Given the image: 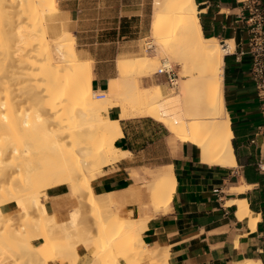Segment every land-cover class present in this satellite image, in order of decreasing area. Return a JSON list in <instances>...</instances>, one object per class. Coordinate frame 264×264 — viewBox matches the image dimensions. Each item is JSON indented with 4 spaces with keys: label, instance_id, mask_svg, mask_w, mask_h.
Instances as JSON below:
<instances>
[{
    "label": "crops",
    "instance_id": "crops-1",
    "mask_svg": "<svg viewBox=\"0 0 264 264\" xmlns=\"http://www.w3.org/2000/svg\"><path fill=\"white\" fill-rule=\"evenodd\" d=\"M153 1L57 0V27L72 35L79 59L91 61V87L99 91L98 96H106L104 90L117 76L120 58L141 56L146 49ZM259 1L264 10V0ZM194 2L203 35L220 42L233 41V48L223 55L222 91L235 165L201 162L197 147L179 142L151 117L120 119L122 135L115 146L129 154L104 166L92 176L90 184L96 196L114 199L116 203L110 208L113 216L124 220L147 218L142 241L151 247H167L164 250L169 264H236L245 260L264 264V170L258 168L259 163L264 167V138L255 136L261 115L246 53L245 11L238 0ZM139 82L142 87L160 85L164 92L170 86L167 74L159 72ZM110 109L106 115L117 119L118 109ZM253 137L256 144L250 143ZM166 166L171 167L174 193L167 206L157 212L144 185L151 180L150 171ZM43 194L45 210L58 224H67L76 208L80 217L88 211L67 186L52 187ZM233 200L247 203L255 219L253 229L249 217L238 219L237 206L228 203ZM0 210L5 219H13L15 228L20 227L15 203H4ZM31 214L35 216L34 211ZM77 254L76 264L90 259L83 247L77 246ZM118 260L124 263L121 256ZM142 264H149V259H143Z\"/></svg>",
    "mask_w": 264,
    "mask_h": 264
},
{
    "label": "bare ground",
    "instance_id": "bare-ground-1",
    "mask_svg": "<svg viewBox=\"0 0 264 264\" xmlns=\"http://www.w3.org/2000/svg\"><path fill=\"white\" fill-rule=\"evenodd\" d=\"M15 10H20L22 13H24V15L28 13L27 16L29 17L27 18V22H25L30 25L32 31L29 32L32 34L33 31L39 32L38 29L40 26L42 27V31H45L46 28L42 26L45 22V13L56 14L58 12V3L57 0H0V19L1 17H6V25L3 24L4 28H6L7 25H9L10 28V26H13L14 22L18 21L16 18L13 19L11 16L7 17L8 15H11V12L14 15ZM29 10L32 12V14ZM152 11V23L149 30L152 42L147 43L148 48L152 49L154 47L153 43L158 45V43L163 42L160 40L168 37V35L170 36L171 33H173V36L176 35L179 30L180 32L178 35L180 40L186 44L187 49L189 48V50L186 49L185 52L183 51L180 53V56L175 60L177 67L179 66L178 73L175 74L177 77L175 80H172V84L175 86L177 85L176 93L172 92L171 94L166 95L164 89L160 85H151L147 87H145V83L143 84L144 87L140 85V79L153 76L157 71L158 59L156 58V54H154V56L145 55L133 57L132 59L125 57L121 58L117 68L119 78H114L109 81L108 87L106 89V96H98L91 87V61L79 60L74 38L68 32H64L63 34L61 33V36L57 38L55 37L56 39L54 42L53 40L49 41L50 39L46 38L48 42H51L50 46L47 44L48 42L40 43V41L44 40V37H46L43 33V35H38L40 38L43 37L44 39L42 38V40H40V38L37 36L39 38V48H35L36 51H34L32 46L33 51H31L36 53L25 55L29 56V58H24V62L21 61L23 64L25 63V65L22 64L23 67L25 66V69L21 70L23 67L19 65L20 63H15V66L18 64L19 67H21V69H19L20 71H24V76L20 75V72L19 74L15 72L17 73L16 75H20V78L24 77L27 82L26 88H28L26 91H24L26 93L23 98L20 95L23 102H20L19 104L21 106V103H23L29 108L32 107V111L30 110L29 112V108L27 109L26 107L27 113L24 109H21L23 112H25V116L23 115L24 118L22 115H20L21 117L18 115L23 114L22 112H16L14 118L19 117L20 121L24 125L30 127L34 119L35 124L33 126L45 127L47 129V136L50 141L49 144L53 148H63L65 145H68L65 143L70 141L73 143L75 151L82 153L83 155L81 167L86 173V183L85 185L78 186V190L81 192L80 193L78 191L80 193L77 197L79 201L78 204L82 203V198L85 197L91 207H103V205L100 206L97 196L94 195L91 189L90 170L86 171L85 168H89L91 165L92 169L95 170V167L93 168L94 164L96 165L97 169H100L103 166L117 161V153H120V156H126L129 154L128 152L121 151L120 149L117 150L115 146V141L122 135L119 126L120 119L151 117L163 124L170 133L175 135L179 142L191 143L197 147L201 162L208 165H217L221 167H232L235 165V157L231 143L232 131L224 106L222 91L223 55L230 51L233 47L230 49V45L227 43L228 41L220 45L218 39L207 38L203 35L197 18V8L194 0H154ZM7 13L9 14L7 15ZM14 16L18 17L16 14ZM28 24L27 26H29ZM15 25H18L17 22L14 24V26ZM9 28L6 29L8 30ZM1 31L2 28L0 30V54L4 55L6 54L5 52L8 51L5 49V46L8 44H3L4 41L2 39H5V37H2ZM10 32L14 33L12 31ZM8 33L6 32L5 34L4 32L3 34H5L4 36L10 35V33ZM35 34L37 35V33L34 32L33 35ZM10 37L14 38L13 36ZM30 38L35 39L34 36ZM38 40L35 41L38 42ZM18 41L19 40H17V42ZM33 41L30 44H36L35 41ZM14 42H16V40H14ZM229 42H231L233 45V41ZM52 43H54V45ZM52 45L53 47H51ZM34 47L36 46L34 45ZM10 48L12 47L10 46ZM32 48H28L29 52L32 50ZM153 51L156 53V49H153ZM13 52L15 53L16 50H13L12 52L9 51L8 53L13 56L9 57L6 55L5 59L7 57H9V59H14V54H12ZM195 56H198L202 59L200 63H197L196 67H194ZM2 61L6 62L4 60ZM15 61L20 62L19 60ZM7 65H9V63ZM161 65L162 68H160L157 72L169 70L166 69L167 67H170L167 62H165V64L162 62ZM26 68L28 69V72ZM8 69L9 68H7V71ZM14 70L15 69L13 68V71ZM13 71L11 72L13 73ZM194 73L197 75L193 76ZM16 75H14L15 79H20ZM4 79V77H1L0 81ZM13 79L14 78L11 80ZM17 79L16 81H18ZM21 79L23 80V78ZM5 80L0 82V86L1 84L4 85L1 86L0 92H2L3 87H9L7 85L5 86V82H8L9 80ZM16 81L14 80L13 82L16 83ZM26 82H23V85H25ZM130 84L134 85V87L132 89H128L123 95L122 92L124 86ZM23 90H25V88ZM1 96L4 99L3 94ZM7 96L8 94L6 97ZM15 104L12 103L13 106ZM34 106L35 108H33ZM110 108L118 109L117 119H111L106 115ZM1 109H3L2 101L0 102V110ZM9 109L7 111H10ZM51 114L56 115H52L53 117H51ZM0 115H2L1 111ZM3 115L1 116L2 118H9V115L8 117L5 114ZM66 120H69L70 122L68 125L69 128H66L67 126H65L69 123L68 122L66 124ZM78 123H81L82 125L88 124L91 129L89 128L87 131H83L81 128L82 125H77ZM74 124L78 127L81 125L80 129L77 127L78 129L75 128L76 130L72 131L71 129L76 127ZM70 126H72V128ZM82 136L84 138H80ZM10 151L17 153L18 149L13 148ZM5 153V149H0V180L7 176V172H4L1 169V164ZM150 176L151 180L149 183H147V186L149 187L150 191L153 194L155 193L158 197L156 200V206L153 208V210H158L159 208H164L167 206L172 196L171 193H174L172 191L173 184L175 182L170 166L159 168L156 173ZM233 190L234 189L231 191ZM228 203L237 206V217L239 220L249 217V225L251 229H253L255 225V219L251 217L247 203L244 200H233L229 201ZM77 209L78 208H76L71 213V220H73L71 226H74L75 230L79 229V226H77L78 222L76 220L79 216ZM44 213H41V215ZM20 216L21 223L22 219L29 220L33 217V215H31L28 210L21 212ZM114 217H112L111 222H101L102 226L99 229L98 234H101L100 236H102L104 230H109V236L106 239L97 241L96 238L90 237V248L92 247V252L94 255V261L91 263L121 264L117 260V255H111L109 250L111 247L113 249L116 242H118L117 235L127 233L128 235H133L135 253L130 254L125 250V248H119L120 251H124V253L120 255L124 262L123 264H142V261L145 258L149 259V264H158L155 260L159 254H163L165 256L162 264H169L167 261L168 254L165 251L167 247L164 248L165 250L160 248L162 251L159 252V248L148 246L142 241L141 233L145 229L147 218L143 217L141 219L138 218L139 220L126 221ZM3 221L8 222L9 227L15 234L17 232H21V227L23 224L20 228H15V222L12 218H6ZM112 236L114 237L112 238ZM103 238L104 237H101V239ZM87 243H89V241ZM73 253L75 262L78 259L75 249H73ZM236 264L261 263L255 260H245Z\"/></svg>",
    "mask_w": 264,
    "mask_h": 264
},
{
    "label": "rangeland",
    "instance_id": "rangeland-1",
    "mask_svg": "<svg viewBox=\"0 0 264 264\" xmlns=\"http://www.w3.org/2000/svg\"><path fill=\"white\" fill-rule=\"evenodd\" d=\"M18 11H19V13H18ZM8 14L9 13H7V15ZM10 14L11 15H8L7 17L11 16V17H13V19L16 18L21 23L16 21L18 25L14 26V24L16 23V22H14L13 26L12 27L10 26V28H13V29H10L9 25H7L6 28H9L7 30L6 28L3 27V24L6 25V20H5L6 17L5 18L1 17V19H0L1 20L0 21V27L2 28L1 35H2V37H5V39L4 38L2 39L4 41L3 44L4 45H7V44L10 45L11 44L10 46L12 47V48H10V46H8V45H7L8 47L5 46L6 48L5 47L4 48L6 49V51L7 50L8 51L5 52L6 54H4V55L0 54L1 55V57H0V59H1V61H0V68H1L0 79H1V77H4L7 81L9 80L8 82H5L6 84L4 82L3 83L5 84V86L7 85L10 87V88L9 87L8 88L3 87L2 92H4V93L0 92V94L1 95L3 94V96H4V99H3V97L0 95V97H1L0 102L1 101L3 102V109H1L0 111L2 112V115L5 114L7 117L9 115V118H7L8 120L6 119V117L2 118L1 117L2 115H0V117H1V119H0V134H1L0 149H5V151H6L5 155L3 156L1 169L4 172H7V176L0 180V205H2L4 203H15L17 205L19 214H21V212H23L25 210H28L30 212V214H31V212L34 211L35 216L30 218L29 220H23L22 219V223L20 222V227L22 224L23 225L25 224V225L24 226L22 225L20 233L17 232L15 234L14 232H12L11 228L9 227L8 222L3 221L5 218L3 217L1 210H0V264H51L50 262H52V261H59L63 264L64 263L76 264L78 259L74 262L73 249H75L77 252V246L83 247L84 250L86 252H88L90 255V259L87 260L85 262V264H93L91 262L94 261V255L92 252V247L90 248V246H91L90 245V241H91L90 237L96 238L97 241H102L109 236V233H108L109 230H107V231L104 230V232L102 233L103 234L102 236H100L101 234H98V232L102 226L101 222H104V223L107 222L108 223V222L112 221L111 219L114 216L110 213V208L116 202L114 201L113 198L102 199V198L97 196V200L99 201L100 206L103 205V207L101 206L100 208H95V207L93 208L88 204L87 199L84 197V198H82V203H80V205L87 207L88 211L86 210V213L82 217H80L81 216L80 211L78 210L79 216L77 217L76 220L78 222L77 226H79V229L75 230L74 226L73 227L71 226V224L73 222V220H71V219L67 224H58L55 221L54 217L52 215H49L45 210L44 203H43V196H44L43 193L47 189L55 187V186L56 187L57 186H60V187L61 186H67L70 194L73 197L77 198L79 196V194L81 193L78 190V186L79 185H81V186L85 185V183H86V181H85L86 173L84 172L83 168L81 167L83 155H82V153H78L77 151H75L73 143H71L70 141H67L65 144H68V145H65L63 148H59V149L53 148L49 144L50 141H49V138L47 136V133H48L47 129L45 127L33 126L35 124L34 119L32 121V125L30 127V126L24 125L20 121L19 117L14 118L16 112L17 113L22 112L23 114H18V115L19 116L22 115V117H23L25 112L27 113L26 110L29 108L28 106H26V104L21 103L22 104L21 106L19 104L20 102H23V100H21V99L23 98V96L26 93L24 91H26L28 89V88H26L27 82L24 79V77H21V78H23V80L19 77L20 75L24 74L23 73L24 71L22 72L19 70V69H21V67H19V65L22 66V64H23L21 61L29 58V56H25V55H31V54L36 53V52H31V51H33V48H34V51H36L35 48H37V49L39 48L38 47L39 46L38 45V43H39L38 39L40 38L39 36L42 33L46 37H44L45 38L44 39L41 36L44 40H42V38H40V40H42V41H40V43H42V42L47 43L48 42L47 39H50L49 41L53 40V42H54L55 39L57 37L61 36L60 34L61 33L63 34L65 31L61 32V28L57 27L58 21L55 18V14L45 13V22L42 25L43 27L46 28V29L44 28L45 31L43 32L42 27L40 26L38 29L39 32L33 31L32 34H30V32L32 31L30 25L28 23H26L27 18L29 17V16H27L28 13H26L24 15V13H22L20 10H15L14 15L16 14L18 17H15L12 12ZM22 14H23V16H22ZM31 14H32V12H31ZM2 20H3V22H2ZM27 24L29 26H27ZM1 28H0V30H1ZM3 30H4L5 34H6V32L7 33L9 32L10 35L4 36L5 34H3L4 33ZM10 31H12L14 33H11ZM18 32H20L21 34ZM34 32L37 33V35L36 34L33 35ZM179 32H180V30L178 31V33ZM178 33L174 36H173V33H171L170 36L168 35V37L164 38L163 40H160L163 42L158 43V45L156 43H153L154 47L152 49L151 48L149 49L147 46V43L152 42L151 41L152 39L149 36L144 41L146 49L142 52L141 56H145V55L146 56L147 55L148 56H154V54H156V58L158 59L157 60L158 61L157 62V65H158L157 71L160 68H162L161 67L162 62H164V64H165V62H167L170 65V67L169 68L167 67L166 69L171 70V73H173L175 75L176 73H178V70H179V66L177 67L175 60H176V58H178L180 56V53H182L183 51L185 52V50L187 49L186 44L180 40ZM10 36H13L14 38H12ZM32 36L35 37V39L33 38L34 41L38 40V42L35 41V43L37 45L34 43L30 44L33 41V39L30 38ZM14 40H16V42H14ZM17 40H19V41L17 42ZM24 41H25V43H24ZM222 43H224V42L219 41L220 45ZM227 43L230 45V47H233L231 42L228 41ZM47 44L50 46L51 42H48ZM52 44L54 45V43H52ZM1 45H2V43H1ZM34 45L36 47H34ZM53 45L51 47H53ZM32 46H33V48H32ZM28 48H30V49L32 48V50H30V52H29ZM17 49H18V52L20 51L19 53L17 52ZM153 49H156V53L153 51ZM13 50L14 51L16 50V52H17L16 55H15L16 52L12 53V54H14V59L17 61L19 60L20 62H16L14 59H11V58H10L11 60L9 59V57L10 56L12 57L13 55L9 54L8 52L9 51L12 52ZM187 50H189V48ZM27 52H28V54H27ZM6 55L9 56V57H7L8 59L7 58L5 59ZM22 56H23V59H22ZM17 58H19V59H17ZM132 58H129V59H132ZM2 60L6 61L7 63L3 62ZM120 60H121V58L117 61V68H118ZM80 61H82V60H80ZM201 61H202V59L200 57L195 56L194 57V67H196L197 63H200ZM8 63H9V65H7ZM12 63L14 65V67H13ZM15 63H18V64L20 63V64L19 65L16 64L17 66H15ZM10 65H12V66H10ZM23 65H25V63ZM6 66H8V67H6ZM7 68H9L8 69L9 72L7 71ZM13 68L15 69L14 71H13ZM24 69H25V66L21 70H24ZM10 70L13 71L14 75H16L17 73L19 74V72H20V75H16V76H18V78H20V79L16 78L18 81H16L15 76L13 75V73ZM117 71H118V69H117ZM157 71H156L155 75L157 74ZM15 72H17V73H15ZM27 72H28V69H27ZM4 75H7L9 77L13 76L12 78H14V79L11 80L12 78H9V77L4 76ZM196 75H197L196 73L193 74V76H196ZM176 77L177 76L175 75V79H176ZM115 78H119L118 73H117V76ZM4 80H1V81H4ZM14 80L16 81V83L13 82ZM11 81H12V83H11ZM19 81L21 84L19 83ZM23 82H26L25 83L26 86L23 85ZM9 83L12 85H10ZM2 85L3 84H1V86ZM1 86H0V88H1ZM22 86H24V87H22ZM133 87H134V85H131V84L124 86L122 94L124 95L128 89H132ZM22 88L23 89L25 88V90H23ZM8 89H9V91H8ZM6 90L8 93L6 92ZM10 90L12 91V94H11ZM0 91H1V89H0ZM104 91H106V90H104ZM94 92L98 95L99 91H94ZM168 92H170V93H168ZM172 92L173 93L177 92V85L176 86H169L168 89L165 91V94L168 95V94H171ZM7 94H8V96L6 97ZM10 95H11V97H10ZM20 95L22 96V98ZM17 99L20 101H18ZM11 100H14V101H11ZM4 101L7 104H5ZM12 103L15 104L14 106H16V107H14L12 105ZM8 104H9V106H8ZM17 104L19 105V107ZM4 106H6V107H4ZM26 107H27V109H26ZM4 108H6V109H4ZM9 108H11V109H9ZM31 108L28 109L29 112H30ZM33 108H35V106ZM8 109L10 111H7ZM21 109L22 110L24 109L25 112H23ZM67 111H69V110H67ZM13 112H15V113H13ZM52 115L53 114H51V117H53L56 114H54L53 116ZM51 117H50V119H51ZM66 117H67V115H66ZM2 119H3V121H2ZM9 120H11V121H9ZM68 122H69V120L68 121L66 120V124ZM69 124H70V122L67 125H65V126H67L66 128H69V126H68ZM79 124H81V123H78L77 125H79ZM77 125H75L76 127L73 128L74 130L73 129H71V130L75 131L78 128L80 129L82 124L80 125V127H78ZM70 127L72 128V126H70ZM81 128L83 129V131H87L89 128L91 129V127L88 126V124L82 125ZM81 132H82V130H81ZM171 135L176 139L174 134L171 133ZM80 138H84V137L82 136ZM13 148L18 149V152L17 153L11 152L10 150ZM117 150H119V149L117 148ZM117 156H118L117 161L123 157V156H120V153H117ZM117 161H115V162H117ZM115 162H112L110 164H113ZM94 167H95V170L92 169L91 165L89 166V168L88 167L85 168L86 171L90 170L91 179H92V176L97 175L96 173L99 172L104 166L100 169H97L96 165L93 164V168ZM157 171L158 170L150 171L149 175H153ZM91 189H92V187H91ZM144 189L146 190V192L149 195V200H150V204H151L152 208H155L156 200L158 198L157 195L155 193L153 194L150 191L147 184L144 185ZM92 191H93V189H92ZM93 193H94V191H93ZM132 194H134V192H132ZM94 195H95V193H94ZM160 210H158L157 212H159ZM41 211H43V212H41ZM157 212L154 211V213H157ZM41 213H44V214L41 215ZM141 218H143V217H139V219H141ZM144 218H146V217H144ZM139 219H125V220L126 221H129V220L133 221V220H139ZM87 231H88V233L91 231L90 232L91 234L90 233L88 234ZM114 236H112V238ZM117 236H118V238H117L118 242H116L113 249L111 247V249L109 250L110 254L111 255L112 254L117 255L116 256L117 260H118V256H120L122 253H124V251L123 250H122L123 252L120 251L119 248H125V250L127 252H129L130 254H134L135 253V246H134L133 235H128L126 233V234H120ZM101 237H104V238L101 239ZM38 241H42V242L38 243ZM88 241H89V243H87ZM35 242H37L36 245H34ZM116 248H118V249H116ZM156 248H159V247H156ZM161 251L162 250H160V248H159V252H161ZM76 255L78 256V254H76ZM121 259H122V257H121ZM164 259H165V256L163 254L162 255L159 254L155 261L158 264H162ZM33 260H35L36 262L34 263ZM118 262H119V260H118ZM94 264H95V262H94ZM121 264H123V263H121Z\"/></svg>",
    "mask_w": 264,
    "mask_h": 264
},
{
    "label": "built area",
    "instance_id": "built-area-1",
    "mask_svg": "<svg viewBox=\"0 0 264 264\" xmlns=\"http://www.w3.org/2000/svg\"><path fill=\"white\" fill-rule=\"evenodd\" d=\"M238 1L245 11L242 19L248 33L246 53L250 58V77L255 87L261 115V123L256 128L255 136L264 138V10L261 8L259 0ZM159 73L167 74L170 86H175L172 84L175 75L171 73V70H164ZM250 143L256 144L255 137L250 140ZM258 168L264 170L262 163H259Z\"/></svg>",
    "mask_w": 264,
    "mask_h": 264
}]
</instances>
